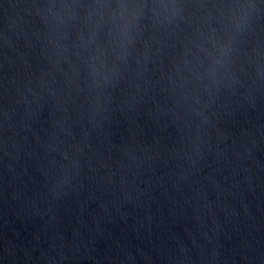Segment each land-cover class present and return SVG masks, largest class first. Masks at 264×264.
Returning a JSON list of instances; mask_svg holds the SVG:
<instances>
[{
  "label": "water",
  "instance_id": "95a60500",
  "mask_svg": "<svg viewBox=\"0 0 264 264\" xmlns=\"http://www.w3.org/2000/svg\"><path fill=\"white\" fill-rule=\"evenodd\" d=\"M0 264H264V0H0Z\"/></svg>",
  "mask_w": 264,
  "mask_h": 264
}]
</instances>
